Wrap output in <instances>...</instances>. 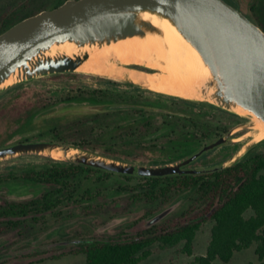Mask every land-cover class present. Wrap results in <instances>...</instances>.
Wrapping results in <instances>:
<instances>
[{
    "label": "rangeland",
    "instance_id": "1",
    "mask_svg": "<svg viewBox=\"0 0 264 264\" xmlns=\"http://www.w3.org/2000/svg\"><path fill=\"white\" fill-rule=\"evenodd\" d=\"M60 1L29 0L24 4L27 0H23L24 5L17 11L22 15L51 10ZM234 7L264 31V0H235ZM108 81L113 84L108 85ZM94 91L98 96L92 94ZM250 123L248 117L207 102L184 100L154 92L141 83L81 71L40 77L0 89V149L25 142H58L125 163L164 166L186 159L192 148L204 147L238 128L230 137L233 141L205 153L188 167L200 170L226 164L249 143L257 132L244 128ZM193 132L205 134L206 142L174 153L178 133ZM105 149L120 153L112 154L120 159L105 155ZM262 151L264 141L250 153ZM41 157L66 161L57 156L28 154L0 162V205L27 202L52 189L48 184L21 178L23 173L44 163ZM98 176L84 174L78 180L80 193L92 188L98 193L96 200L66 202L37 219H19L17 224L0 219V264H85V256L76 253V245L81 241L131 239L169 217H180L179 212L186 210L189 203L191 194L186 192L159 207L134 198L139 191L133 192L131 186L137 180L113 176L106 182H97ZM165 211L169 212L163 219L151 224ZM210 229L207 224L198 233L194 256L205 254ZM182 248L183 245L162 248L157 244L151 257L141 264H189L194 256H188ZM253 263H258V259L251 248L236 253L230 264Z\"/></svg>",
    "mask_w": 264,
    "mask_h": 264
},
{
    "label": "water",
    "instance_id": "2",
    "mask_svg": "<svg viewBox=\"0 0 264 264\" xmlns=\"http://www.w3.org/2000/svg\"><path fill=\"white\" fill-rule=\"evenodd\" d=\"M164 24L173 27L198 53L208 70L204 83L194 87L201 99L173 97L207 102L236 114L240 108L264 126V31L225 0H66L54 9L20 21L0 35V89L12 77L17 84L80 71L90 58L89 49L134 38L164 40ZM63 44H73L77 53L54 54L53 50ZM128 69L139 70L135 67ZM122 80L133 82L128 77ZM253 127L252 121L244 126ZM237 130L205 145L178 163L164 166L125 163L47 141L3 147L0 149V162L21 155L46 154L121 175L165 177L199 174L233 166L264 141L252 139L224 165L186 169L205 153L233 141L230 137ZM168 212L155 217L151 224L159 222Z\"/></svg>",
    "mask_w": 264,
    "mask_h": 264
},
{
    "label": "trees",
    "instance_id": "3",
    "mask_svg": "<svg viewBox=\"0 0 264 264\" xmlns=\"http://www.w3.org/2000/svg\"><path fill=\"white\" fill-rule=\"evenodd\" d=\"M22 1H0V35L20 21L39 13L18 14L20 5L29 2L27 0L22 4ZM65 1L54 4L51 9ZM107 83L113 84L112 81ZM92 94L98 96L99 93L94 91ZM132 102L128 104H135ZM128 107L135 108L131 105ZM178 134L175 141L178 144L172 148L176 154L206 142L203 139L206 138L205 134ZM201 148H192L186 156L193 155ZM252 150L239 162L225 169L165 177L121 175L74 162L41 157L44 163L35 170L23 173L21 178L37 184H48L52 189L27 202H6L0 205V219L17 224L19 219L29 216L37 219V216L51 212L66 202L96 200L98 193L92 188L80 193V177L84 174H97L100 175L97 182H106L113 176H120L138 181L131 186L133 192L139 191L134 198L161 207L189 192L188 206L179 212L180 217H169L164 223L143 229L128 240L109 238L81 241L76 245V253L85 256V264H141L151 257L153 246L157 244L162 248L183 245L182 251L188 256H194L195 239L207 224L211 225V229L206 252L194 256L189 264H230L236 253L251 248L258 259L256 264H264V151L251 154ZM104 151L110 157L115 156L112 154H120L112 153V149ZM115 157L120 159L119 156ZM188 167L186 169L192 170Z\"/></svg>",
    "mask_w": 264,
    "mask_h": 264
},
{
    "label": "bare ground",
    "instance_id": "4",
    "mask_svg": "<svg viewBox=\"0 0 264 264\" xmlns=\"http://www.w3.org/2000/svg\"><path fill=\"white\" fill-rule=\"evenodd\" d=\"M163 30L164 40L155 37L134 38L103 48L89 49L90 58L80 71L119 80L128 77L133 82L141 83L154 92L188 99H201L202 97L197 94L194 87H199L204 83L208 70L198 53L173 27L164 24ZM77 51L73 44H63L54 49L53 53L71 55ZM153 56L156 57L155 60ZM114 62H119L121 65ZM134 66L156 71L147 74L139 70L128 69ZM14 83L12 77L6 81L4 87ZM236 112L248 117L254 124L252 129L257 132L253 139H264V126L259 124L256 118H250L249 114L240 108Z\"/></svg>",
    "mask_w": 264,
    "mask_h": 264
},
{
    "label": "flooded vegetation",
    "instance_id": "5",
    "mask_svg": "<svg viewBox=\"0 0 264 264\" xmlns=\"http://www.w3.org/2000/svg\"><path fill=\"white\" fill-rule=\"evenodd\" d=\"M228 3H230L231 5L235 6V0H225ZM247 16V15H246ZM248 17V16H247ZM249 18V17H248ZM188 170V169H187Z\"/></svg>",
    "mask_w": 264,
    "mask_h": 264
}]
</instances>
